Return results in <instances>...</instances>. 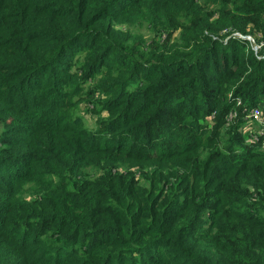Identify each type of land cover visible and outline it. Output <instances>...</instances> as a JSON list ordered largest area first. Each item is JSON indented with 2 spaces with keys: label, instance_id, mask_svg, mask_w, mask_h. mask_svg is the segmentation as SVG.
I'll return each mask as SVG.
<instances>
[{
  "label": "trees",
  "instance_id": "1",
  "mask_svg": "<svg viewBox=\"0 0 264 264\" xmlns=\"http://www.w3.org/2000/svg\"><path fill=\"white\" fill-rule=\"evenodd\" d=\"M248 25L264 34V0H0V167L17 169L0 178V264H264V135L243 132L264 59L205 34ZM82 37V87L104 52L117 62L84 93L108 116L93 131L23 87L73 81Z\"/></svg>",
  "mask_w": 264,
  "mask_h": 264
},
{
  "label": "rangeland",
  "instance_id": "2",
  "mask_svg": "<svg viewBox=\"0 0 264 264\" xmlns=\"http://www.w3.org/2000/svg\"><path fill=\"white\" fill-rule=\"evenodd\" d=\"M135 14H132L130 17H134ZM122 27H125V25H122ZM251 26L248 25L245 32L238 31L231 28H223L220 30L219 33H212L211 31H205L206 35H211L214 39L218 41L221 45L227 46L229 49V52L232 53V51L239 49V53H245V54H253L258 58L264 59V34L262 32L254 33L250 29ZM129 28L135 33L142 35L144 38L149 39L148 37L151 36V32L148 30L147 24L143 23L142 25H136L132 24L129 25ZM178 33V30H176V34ZM92 39V38H91ZM87 40V38H79L76 41H74L70 48L65 51L64 56V62L65 65L63 66L65 68V72H70L71 76L75 77L73 81L70 79H66L63 82V88L62 89H53V81H44L51 73L57 74L55 70L52 71H43L40 73H37L34 77H30L27 82L24 84V88L27 91L25 93V97H29L31 101L41 93H45L47 91V98H54L58 97L59 99H62L65 102V113H68L69 115L76 116L80 115L84 119L85 127L91 129V131L98 129L101 125L99 124V119H105L106 117L98 116L94 112H92L91 108L93 107V104L90 102L91 100H96L98 98V94L96 92L90 94L87 93V95H84V93L87 91V89L90 87V85H93V83H98V80L102 77L110 76L111 79H114L116 76V73H114V66L116 65V61H114L115 57L113 52L108 51L107 53L104 52L103 54V61L104 62V71L94 77L91 81V83H85L83 84V87L79 84L78 76L80 73H83L88 69V72L90 71L88 67V63L91 61L92 57L94 56V52L90 49L92 44V40ZM235 44L237 47L233 48L232 45ZM231 43V44H230ZM190 50V46L188 47L187 51ZM174 51V50H172ZM176 52V51H175ZM238 52V51H237ZM68 53H72L75 55L74 59H67ZM171 51L168 53L170 54ZM215 54H218V52H215ZM221 59V58H220ZM218 61V65L221 66V61ZM68 64H66V62ZM232 61H227L230 63ZM170 71H175L176 68H170ZM209 74L212 73V71H208ZM141 74V72H140ZM44 81V83H43ZM82 87V89H81ZM18 93H20L19 90ZM64 92V93H63ZM226 96V99L228 97H234L235 94L233 91L226 92V94H223ZM240 97V96H235ZM220 100L224 101V98H220ZM256 102L253 105V107H259L260 109L264 110V92H256ZM46 103V102H45ZM181 115V112H177L173 115V119H179ZM212 117V116H211ZM248 121H245V127L243 129V132H245L244 141L250 142L249 137H252L254 139L253 142L256 141L257 133H259L263 125L257 123L255 120H252L250 118H247ZM205 123L204 121H202ZM213 128V125L210 127ZM213 132V130H211ZM264 146V143H263ZM15 166L13 165H5L3 167H0V178H3L5 174H9L13 171ZM17 169H14V172ZM139 174V173H138Z\"/></svg>",
  "mask_w": 264,
  "mask_h": 264
},
{
  "label": "built area",
  "instance_id": "3",
  "mask_svg": "<svg viewBox=\"0 0 264 264\" xmlns=\"http://www.w3.org/2000/svg\"><path fill=\"white\" fill-rule=\"evenodd\" d=\"M234 98L233 100L235 101V104H241V101L238 97H232ZM232 113L229 115V117L231 118L232 115H236L235 110L231 111ZM250 118L252 120H255L257 123L263 125L262 130L259 132L261 135H264V110L260 109L259 107H247L246 108V119ZM248 121V119H247Z\"/></svg>",
  "mask_w": 264,
  "mask_h": 264
}]
</instances>
